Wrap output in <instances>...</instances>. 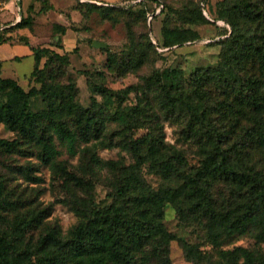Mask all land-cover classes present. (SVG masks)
I'll use <instances>...</instances> for the list:
<instances>
[{"label": "trees", "instance_id": "obj_1", "mask_svg": "<svg viewBox=\"0 0 264 264\" xmlns=\"http://www.w3.org/2000/svg\"><path fill=\"white\" fill-rule=\"evenodd\" d=\"M260 3V0H236L230 4V10L264 25ZM41 4L40 12L51 9L48 0H41ZM204 20L201 11L189 17L191 24ZM31 24L32 18L21 17L14 28H29ZM67 28L73 31L72 27L52 25L55 35H63ZM232 28L236 34V24H232ZM160 36L162 42L155 44L161 48L178 46L198 37L190 29L171 28L167 24L162 25ZM5 40L0 38V42ZM146 40L152 46L149 37ZM130 47L141 54V60L144 59V47L131 37ZM55 49H62L60 38L49 47L33 48L35 66L28 83L37 76L51 78L38 90L32 87L25 91L17 82L0 78V125L14 135L11 140L0 139V165L14 156L23 158L26 162L18 172L26 181L35 183L41 178L34 173L39 172L42 165L48 167L53 176L61 179L65 189L66 197L61 203L79 220L63 234L58 226L44 222L50 215V207L40 209L21 196L15 198V191L0 175V264H170L169 245L175 238L162 225L163 210L165 204L179 207L183 201L193 211L209 210L207 234L212 241V249L202 251L176 240L187 260L196 264H264L257 249L241 246L223 249L219 244L222 236L243 235H252L257 245L264 243V177L229 168L227 156L215 147L216 152L202 161L196 175L186 178L172 193L143 191L138 176L128 171L121 158L103 160L98 155L99 149L113 145V136L107 135L110 122L120 127L115 132L120 145L135 151L131 154L137 159L136 169L141 159L156 155L157 152H140L139 144H144V138L127 139L128 131L141 127H133L144 112L141 100L126 111L112 110L110 102L123 93L127 96L133 88L112 92L95 86L102 102L93 101L90 108L83 109L75 100V85H61L55 78L61 66L69 65L71 53L76 48L62 54ZM224 59L227 68H243L248 63L258 65L260 76L249 77L244 82L247 104L259 117H264V42L234 40L225 50ZM195 80L199 85L201 76L197 75ZM182 81L180 71L167 69L145 78L143 87L159 92L158 104L162 112L187 113L191 115L192 124L201 123L191 101L180 93ZM39 98L44 108L33 110L32 104ZM58 146L64 148L69 158H76L75 167L58 159ZM151 147L149 150H153ZM173 154L179 163L185 162L182 151L173 149ZM31 159L38 163H30ZM158 159L155 158L157 168H153L158 174L165 178L177 177V169L169 163L159 166ZM71 167L75 171H70ZM102 172L106 177L102 178ZM206 176L228 181L236 194L244 196V201L232 209L231 214L215 212L210 205L208 186L202 182ZM103 183L112 202L103 208L93 207V188Z\"/></svg>", "mask_w": 264, "mask_h": 264}, {"label": "rangeland", "instance_id": "obj_2", "mask_svg": "<svg viewBox=\"0 0 264 264\" xmlns=\"http://www.w3.org/2000/svg\"><path fill=\"white\" fill-rule=\"evenodd\" d=\"M235 1L70 0L66 10L55 3L56 10L66 13L67 26L72 27L79 36L69 65L61 66L55 75L57 81L61 85H75V100L83 109L90 108L93 101L102 102L95 86L112 92L133 88L127 96L123 93L110 102L112 110L126 111L141 100L144 112L133 125L141 127L128 131L127 139L137 141L144 138V144H139L140 152H157L156 155L141 159L136 169L137 159L131 154L135 151L120 145L115 136L120 127L113 122L107 123V135L113 136V145L108 149H99L98 155L103 160L121 158L128 171L138 176L145 192L172 193L177 186L184 184L186 178L196 175L202 161L216 152L215 147L227 156L229 168L264 177V117H259L247 104L248 93L244 82L249 77L260 76L258 65L248 63L243 68H227L224 59L225 50L234 40L248 43L255 39L264 42V25L263 22H252L233 14L230 4ZM76 2L79 4L76 5ZM260 2V9L264 11V0ZM20 11L18 4L8 5L0 17L9 13L18 16ZM196 11H201L205 20L191 24L189 17ZM163 24L181 30L190 29L198 37L178 46L161 48L156 44L162 42L160 31ZM232 24L238 28L236 34ZM130 37L144 47V59H140L138 51L131 50ZM146 37H149L152 46L148 45ZM92 41L105 46L94 48ZM167 69L182 73L180 93L191 101L201 123L192 124L191 115L187 113L162 112L158 104L159 92L144 89L145 78ZM197 75L201 76L199 85L195 80ZM50 79L45 75L33 77L23 89L28 91L33 87L38 90L42 83H48ZM42 108V99L34 100L32 109ZM13 137L12 132L0 125V139L11 140ZM150 145L153 150H149ZM58 149V159L68 161L70 166L75 167L76 158H69L63 147L58 146ZM173 149L183 152L184 163L178 162ZM156 157H159V166L169 163L177 169V177L165 178L158 174L153 169L157 168ZM25 162L23 158L14 156V159L0 165V175L6 178L9 187L15 191V198L21 196L40 209L50 207V215L44 222L58 226L64 234L78 222L79 217L61 203L66 197L61 179L53 176L48 167L42 165L39 172L34 173L41 181H26L18 172ZM30 163L38 162L31 159ZM69 170L75 171L72 167ZM101 176L106 177V173L102 172ZM202 182L208 186L210 205L217 213L231 214L232 209L238 208L244 201V196L236 194L229 182L221 177L206 176ZM107 193L104 183L96 185L92 192L93 207L109 206L112 201ZM209 216V210L193 211L186 201L179 207L165 204L162 225L175 238L169 245L170 264H196L184 257L176 241L178 239L202 251L212 249V241L207 234ZM219 244L223 249L237 246L257 249L264 258V243L257 245L252 235L222 236Z\"/></svg>", "mask_w": 264, "mask_h": 264}, {"label": "crops", "instance_id": "obj_3", "mask_svg": "<svg viewBox=\"0 0 264 264\" xmlns=\"http://www.w3.org/2000/svg\"><path fill=\"white\" fill-rule=\"evenodd\" d=\"M48 1L51 9L40 12L41 0H21L20 15L9 13L0 17V38L6 39L0 42V78L13 80L25 87L35 66L33 48L49 47L60 38L62 49H55L58 53H71L74 50L79 39L76 33L70 28H67L63 35H55L52 31L53 24L67 26L66 13L56 10L55 3L65 9L70 0ZM19 17L32 18L30 27L14 28ZM53 17H59L60 20Z\"/></svg>", "mask_w": 264, "mask_h": 264}, {"label": "built area", "instance_id": "obj_4", "mask_svg": "<svg viewBox=\"0 0 264 264\" xmlns=\"http://www.w3.org/2000/svg\"><path fill=\"white\" fill-rule=\"evenodd\" d=\"M21 0H0V13L8 9V5H15L20 3ZM20 7V5H19ZM21 20V17L17 19V22Z\"/></svg>", "mask_w": 264, "mask_h": 264}, {"label": "water", "instance_id": "obj_5", "mask_svg": "<svg viewBox=\"0 0 264 264\" xmlns=\"http://www.w3.org/2000/svg\"><path fill=\"white\" fill-rule=\"evenodd\" d=\"M104 46L105 45L101 42H96V41L92 42V47L94 48H104Z\"/></svg>", "mask_w": 264, "mask_h": 264}]
</instances>
